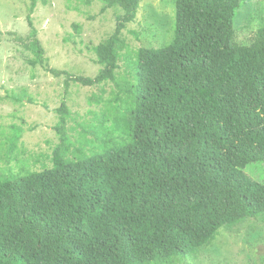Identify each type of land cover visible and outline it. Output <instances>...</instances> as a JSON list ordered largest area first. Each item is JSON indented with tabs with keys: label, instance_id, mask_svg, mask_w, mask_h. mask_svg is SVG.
Wrapping results in <instances>:
<instances>
[{
	"label": "trees",
	"instance_id": "obj_1",
	"mask_svg": "<svg viewBox=\"0 0 264 264\" xmlns=\"http://www.w3.org/2000/svg\"><path fill=\"white\" fill-rule=\"evenodd\" d=\"M99 1L121 13L94 47L95 77L49 66L31 14L39 0L27 17L28 63L67 74V87L118 83L123 29L141 0ZM245 3L176 0L173 40L130 61L129 95L112 110L119 136L108 113L89 127L100 149L72 150L69 111L59 109L53 166L0 176V264H189L221 230L264 217V182L244 173L264 162V26L237 41Z\"/></svg>",
	"mask_w": 264,
	"mask_h": 264
},
{
	"label": "rangeland",
	"instance_id": "obj_2",
	"mask_svg": "<svg viewBox=\"0 0 264 264\" xmlns=\"http://www.w3.org/2000/svg\"><path fill=\"white\" fill-rule=\"evenodd\" d=\"M32 0H0V176L12 177L22 168L42 171L53 166L54 151L62 142L57 127L62 124L59 109L69 111L65 128L77 147L87 153L100 149L93 130L104 113L105 126L113 131L112 110L122 108L132 78L130 61L140 47H163L174 38L176 0H141L134 21L123 29L118 83L111 80L86 86L71 82L67 74L55 76L42 66L33 68L26 47L30 40L27 17ZM103 2L86 6L77 1L39 0L31 13L39 37L47 50L49 66L73 75L95 77L102 66L96 63L94 47L116 30V9L103 10ZM76 25H78L76 27ZM264 26V0H246L236 20V39L250 42ZM19 93L22 102L10 98ZM104 138V136L102 135ZM100 142V140H99ZM70 156H74L70 154ZM244 173L264 182V162L247 166ZM189 264H264V217L241 223L233 231L221 230L213 246L203 249Z\"/></svg>",
	"mask_w": 264,
	"mask_h": 264
}]
</instances>
